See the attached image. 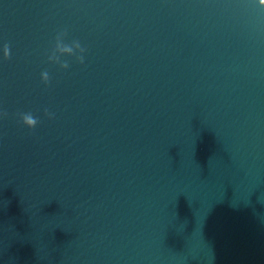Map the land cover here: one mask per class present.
I'll list each match as a JSON object with an SVG mask.
<instances>
[{
    "label": "water",
    "instance_id": "water-1",
    "mask_svg": "<svg viewBox=\"0 0 264 264\" xmlns=\"http://www.w3.org/2000/svg\"><path fill=\"white\" fill-rule=\"evenodd\" d=\"M0 264H264V0H0Z\"/></svg>",
    "mask_w": 264,
    "mask_h": 264
},
{
    "label": "clouds",
    "instance_id": "clouds-1",
    "mask_svg": "<svg viewBox=\"0 0 264 264\" xmlns=\"http://www.w3.org/2000/svg\"><path fill=\"white\" fill-rule=\"evenodd\" d=\"M28 123H29L30 125H34V124H35V121H33V120H29Z\"/></svg>",
    "mask_w": 264,
    "mask_h": 264
}]
</instances>
